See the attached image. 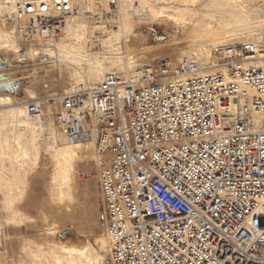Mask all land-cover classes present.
Returning <instances> with one entry per match:
<instances>
[{
    "label": "built area",
    "instance_id": "1",
    "mask_svg": "<svg viewBox=\"0 0 264 264\" xmlns=\"http://www.w3.org/2000/svg\"><path fill=\"white\" fill-rule=\"evenodd\" d=\"M78 3L15 0L5 21L24 42L55 39ZM212 60L206 71L164 58L132 78L112 72L27 103L33 116L56 104L64 139L90 141L104 157L110 264H264V118L255 117L264 112V35ZM5 241L0 232V252Z\"/></svg>",
    "mask_w": 264,
    "mask_h": 264
},
{
    "label": "rangeland",
    "instance_id": "2",
    "mask_svg": "<svg viewBox=\"0 0 264 264\" xmlns=\"http://www.w3.org/2000/svg\"><path fill=\"white\" fill-rule=\"evenodd\" d=\"M206 3V0H200L198 6L202 25L193 27L185 38L177 36L172 40V30L166 25L151 23L149 17L139 24L133 23L131 35L120 38L119 45L113 46L119 51L110 50L112 47L104 48V54L109 57L101 61L104 69H116L111 67L112 63H108L117 56L113 53L122 56L124 63L121 66L133 65L132 69L136 72L153 62L157 65L164 58L176 60L188 55L195 51V46L190 45L206 43L215 34L224 40L228 36H235L239 30L249 34L253 25L259 22L264 24V0H247L242 4L244 13H233L229 9L224 11L223 8ZM103 19L109 21L107 31L116 29L115 15L106 14ZM210 22L215 26L214 30L207 29V23ZM3 28L7 30V27ZM94 32L100 39L94 52L93 49L90 51L101 59V40L108 38L110 33L102 37L103 32ZM84 37L88 38L86 33ZM8 55L12 57L14 54ZM129 57L133 63L126 65ZM13 64H20V68L13 73L4 71L5 64H0V96L11 94L17 97V105L20 104L19 98L25 100L30 94L40 97L50 90L62 92L68 82L72 79L77 81L79 76H100L99 66L92 67L89 73L64 68L60 72L56 70L53 78L27 89L31 77V72L26 71L28 66L17 60ZM6 71L9 72L4 74ZM44 82H47L46 87ZM23 108H17L18 111L12 114L6 112V105L0 104V159L5 165L1 169L0 162V219L3 217L13 221L5 227V235L2 234L6 241L0 252V264H56L54 256H59L65 264H88L89 258L98 254L102 255V264H110L106 253L108 242L101 199L99 193H95L100 169L96 165L93 150L88 147L83 156H71L70 148L61 138L48 111L36 121H28L27 126H20L19 122L27 121ZM38 126L36 131L33 127ZM66 201L71 204L69 211H65ZM57 211L64 212L60 220L54 217ZM51 231L54 232L53 236ZM51 241L81 247L85 254L70 256L52 245Z\"/></svg>",
    "mask_w": 264,
    "mask_h": 264
},
{
    "label": "bare ground",
    "instance_id": "3",
    "mask_svg": "<svg viewBox=\"0 0 264 264\" xmlns=\"http://www.w3.org/2000/svg\"><path fill=\"white\" fill-rule=\"evenodd\" d=\"M206 1V4L216 5L220 9L223 8L224 11L229 9L233 13H237L238 11H242L244 13L243 9L245 7H243L242 4H244L247 0ZM78 2V11L68 18L63 28V32L58 38L47 40L35 38L32 41L24 42L21 35H18L5 21V14L13 9L15 0H0V64H5L6 68L4 69V71L9 70V73H13L14 71H16V69L20 68V64H13L14 60H17V62L25 63L28 66V69H26V71L31 72V77L28 81L29 84L26 85V88L28 89L34 86V84L39 83L40 81L53 78V74L56 70H59L60 72L61 69L63 70L64 68H66L74 71H76L77 69L81 70L82 72L89 73L92 70V67L99 66L98 74H100V76L92 78L89 77V75H85L84 78L82 76L77 77V81H75V79H72L71 82H68L67 85H65V89L62 91L64 93H67L69 90L75 88H87L89 86H92L102 81L107 74L112 72H116L123 76L132 78L139 72V70L134 72V70L132 69L133 65H128L126 67H123L125 65L121 66L124 62L122 60V56H120L119 53H113L112 55L117 56H115V59L108 61V63H112V68H116L115 70H110V68L104 69V64L101 61L105 58H109L103 52L106 47H112L110 48L111 50L113 49V46L119 45L118 41L120 38H128L129 35H131V31L134 30V28L132 29L133 23L139 24L144 19L149 17L151 23L153 22L160 25L163 24L166 25L168 29L172 30V33L170 34L172 40H175L177 36H184L185 38L186 36L190 35L193 27H199L200 25H202V17L198 11L200 0H117L116 9L110 8V6L108 5V0H78ZM100 7L105 8L101 9L105 10L106 14H112L113 16L115 15L116 29L114 31H107L109 21H103V16H105L106 14H104L101 19H97L93 16L96 11H99ZM207 24V29L209 28V30H214L215 26L212 24V22ZM4 26L7 27L6 31L3 30ZM263 28L264 24H261V22H259V24H255L252 26V30L249 32V34H246V32L239 30V33L234 34L236 37L228 36L224 40H222L223 38L220 37V35L215 34L211 38H209L206 43L199 42L196 45H190L195 46V51L189 52L188 55L173 60L176 63L181 62L185 59L198 61L204 67V69H206V71H210L214 63L212 58L215 50L233 42H257L264 35V31H262ZM94 31L103 32L104 34L102 35V37H104L105 34L107 35L110 33L108 38L101 40V53H103L101 59L98 58L95 53H93L94 48H97L100 39L94 35ZM87 32H89V35ZM85 33L88 36L87 39H85L84 37ZM192 42L194 43L195 41ZM86 45H88L89 48ZM149 46L150 45H148L147 48H149ZM90 49H93V52H91ZM113 50L119 51L115 48ZM10 53L14 55L11 57L10 55H8ZM126 54L128 55L129 53L127 52ZM128 59L129 61L127 63L125 62L126 65L128 63H133V61H130V57ZM94 62H97L96 65L91 67ZM149 65L154 66V62ZM8 72L6 71V73L4 74H7ZM43 84L45 85V87L47 86V82H44ZM250 92L254 91L250 90ZM48 93H54L58 95L57 93L59 92L57 90H50L45 94ZM38 98L39 97L30 94V96L25 100L19 98L20 104L17 105V97L11 94H7L6 96H0V104L6 105L8 107L6 112H11L12 114L18 111L17 108L21 109L22 107H24L23 111L25 116L27 117V121H23L21 123L19 122V125L27 126L28 121L33 122L42 117L33 116L27 108L28 102L36 100ZM56 108V104L48 105L44 111V114L48 111L52 114L51 116L53 117ZM255 117L256 119L264 118V112H257ZM33 128L37 131L39 129V126ZM60 136L63 140H65L61 133ZM65 143H67L68 148H70L71 156H83L85 150H87V148L89 147L94 152L93 154L97 167L99 166V164L103 163L104 157L96 154L92 142H68L65 140ZM0 162L1 169H4L5 165L3 159H0ZM69 210H71V204L66 201L65 211ZM63 215L64 212L57 211L55 212L54 217L55 219L60 220ZM12 222V220L3 217L2 219H0L1 234L5 235V227H7V225ZM50 234L53 236L54 232L51 231ZM105 236L108 242V248L106 249V253L108 255L110 251V243L107 235ZM50 243L52 245L58 246L63 250L64 253H67L70 256L74 254L79 256L85 254V250L81 249V247L70 245L66 242L51 241ZM54 260L56 264H65L61 259H59V256H54ZM96 261L98 262V264H102L101 254L90 257L88 260V264H95Z\"/></svg>",
    "mask_w": 264,
    "mask_h": 264
},
{
    "label": "crops",
    "instance_id": "4",
    "mask_svg": "<svg viewBox=\"0 0 264 264\" xmlns=\"http://www.w3.org/2000/svg\"><path fill=\"white\" fill-rule=\"evenodd\" d=\"M96 194L98 193V188L96 187V192H95Z\"/></svg>",
    "mask_w": 264,
    "mask_h": 264
}]
</instances>
